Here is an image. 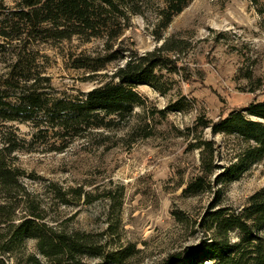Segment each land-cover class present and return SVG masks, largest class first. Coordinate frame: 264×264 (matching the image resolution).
I'll return each mask as SVG.
<instances>
[{
  "label": "rangeland",
  "instance_id": "rangeland-1",
  "mask_svg": "<svg viewBox=\"0 0 264 264\" xmlns=\"http://www.w3.org/2000/svg\"><path fill=\"white\" fill-rule=\"evenodd\" d=\"M1 2L14 10L18 0ZM125 4L129 27L113 50L120 41L122 48L139 55L164 42L173 44L174 51L167 54L176 61L178 73H162L171 90L161 96L147 86L137 87L144 106L136 107L124 125L70 141L52 133L35 137L30 123L0 122V146L14 140L19 144L12 164L24 172L23 183L48 223L94 236L110 258H119L118 263L108 259L105 264H162L201 242L200 219L210 209L239 211L264 188V161L235 181L214 184L246 146L209 129L191 132L199 116L217 121L252 100H264V26L249 0H187L164 29L166 0ZM104 47V39L79 37L33 45L52 88L65 97L98 87L102 76H110L123 63L108 65L100 77L75 69L82 58L105 55ZM8 64L9 56H0V75ZM178 100L189 103L190 110L164 118L157 114ZM201 141L215 150L216 169L210 175L201 172L200 150L193 147ZM199 176L212 189L198 196L185 194ZM53 186L66 194L68 203L58 199ZM20 254H36L34 242H25ZM102 263L85 259V264Z\"/></svg>",
  "mask_w": 264,
  "mask_h": 264
},
{
  "label": "trees",
  "instance_id": "trees-1",
  "mask_svg": "<svg viewBox=\"0 0 264 264\" xmlns=\"http://www.w3.org/2000/svg\"><path fill=\"white\" fill-rule=\"evenodd\" d=\"M249 2L264 26V0ZM166 3L161 20L163 29L181 13L187 0H166ZM127 13L125 0H18L14 10L4 7L0 0V56H9V64L0 75V122L30 123L36 130L35 137L52 133L62 141H70L87 133L124 125L136 107L144 106L142 96L136 91L139 86L166 95L171 90V82L165 75L178 73L176 61L167 54L175 46L164 42L160 48L139 55L122 48L120 41L113 50L129 27ZM73 37L86 41L104 39L106 53L82 58L75 62V69H85L92 77H100L98 73L108 65L123 63L110 76H102L105 80L98 87L65 97L52 88L33 45L37 41H63ZM183 102L178 100L157 114L164 118L169 113L189 111L190 104ZM206 129L213 135L236 138L246 146L214 184L235 181L264 161V100H252L217 121L199 116L191 132L198 134ZM193 147L200 150L203 175L213 173L216 169L213 145L201 141ZM19 149L15 140L0 146V264L9 261L13 264H85V259L103 260L102 264L111 259L108 261L118 263V256L110 258L105 246L94 236L69 232L48 223L43 208L23 183L24 172L12 164L11 155ZM212 187L204 176H199L184 192L198 196ZM53 188L58 199L68 203L64 200L66 194ZM199 225L204 234L201 242L162 264H264V188L253 194L239 211L210 209ZM27 241L34 242L37 255L20 254Z\"/></svg>",
  "mask_w": 264,
  "mask_h": 264
}]
</instances>
